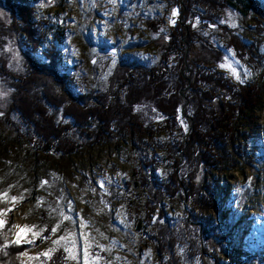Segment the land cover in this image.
<instances>
[{
  "label": "rangeland",
  "instance_id": "374dc122",
  "mask_svg": "<svg viewBox=\"0 0 264 264\" xmlns=\"http://www.w3.org/2000/svg\"><path fill=\"white\" fill-rule=\"evenodd\" d=\"M84 1L42 0L35 5V17L64 27L68 35L65 49L76 59H87L86 66L95 83L106 85L108 77L114 73V98L120 105L129 106L128 96L136 95L139 88L127 82V66L118 61V56L133 54L142 59L153 56L160 61L169 39L168 29L173 21L170 18H177L179 11L171 8L166 0H88L87 7ZM173 10H176L175 16ZM0 21L11 30L15 24H21L1 0ZM202 24L195 20L193 28L202 37H208L216 49L214 40L221 44L234 39L247 46L242 56L229 50L220 58L218 68L227 77L236 84L263 77L264 0H259L250 18L242 19L228 11L224 28L207 29ZM7 34L1 38L0 59H4L11 72L19 75L24 73L20 33ZM205 45L197 44L199 52L203 53ZM5 83L0 79V142L3 144L0 153V230H6L7 244H24L33 242L47 228L51 229L50 239L27 252L24 260L34 264L33 259L39 255L46 257L61 248L67 254V264H155L156 240L149 237L141 240L133 227L136 211L144 216L153 207L149 213L153 224L152 229L149 228L151 236L167 243L174 241L182 264H203L201 258L189 257L188 241L196 232H203L198 223L200 217L208 215L216 224L218 214L214 210L208 214L199 211L198 199L204 198L199 194L176 201L161 195L155 205L154 193L143 189L137 178L141 172L146 174L141 161L150 146L138 147L124 137V141L84 148L70 159H62L54 153L33 155L34 150L24 139L17 137L8 123H18V120L9 112L12 91ZM147 84L143 85L144 92L139 91L136 95L141 97L133 110L144 124L156 129L153 141L166 140L174 131L162 113L171 111L174 90L169 96L165 92L172 87L167 84L158 87ZM179 93L183 97L182 92ZM179 123L186 132V120ZM242 132L250 137L248 144L253 156L240 151L234 169L225 176L216 174L221 181L226 215L233 216L234 220L241 218L239 227L244 240L254 236L263 244L264 109L253 121H246ZM187 171L190 174L192 170ZM30 173L36 176L35 193L33 200L26 201L32 188ZM207 176L204 169L198 170L194 180L197 192ZM191 207L194 210L190 211Z\"/></svg>",
  "mask_w": 264,
  "mask_h": 264
},
{
  "label": "trees",
  "instance_id": "16d2710c",
  "mask_svg": "<svg viewBox=\"0 0 264 264\" xmlns=\"http://www.w3.org/2000/svg\"><path fill=\"white\" fill-rule=\"evenodd\" d=\"M1 1L21 26L15 24L17 27L11 30L0 21V47L2 37L18 31L24 57V73L19 75L11 72L4 59H0V79L12 91L9 112L17 117L18 123L7 121L17 137L34 150L33 155L54 153L70 159L84 148L124 141V137L138 147L150 146L141 161L146 174L141 172L137 178L143 189L154 193L153 203L156 205L161 195L176 201L199 194L204 197L198 199L199 211L208 214L214 210L218 214L216 224L208 215L196 221L203 232H196L189 239V257L201 258L203 264H264V243L260 244L254 236L244 240L239 227L241 218L234 220L233 216L226 215L221 181L216 174L225 176L234 169L240 151L253 156L248 144L250 137L245 136L242 127L264 109V75L259 80L236 84L219 70L218 64L225 51L233 50L242 56L247 46L234 39L219 44L211 38L218 46L217 51L208 37H202L193 28L195 20H200L207 29L224 28L228 11L242 19L250 18L259 0H166L179 14L177 18H170L175 23L168 29L169 39L160 61L153 56L148 59L133 54L118 56V61L127 66V82L138 87V93L144 92L143 85L147 83L154 87L167 84L172 87L165 92L169 96L174 90L171 111L162 113L174 134L161 141H153L156 129L144 124L133 110L139 104L138 93L128 96L129 106L117 103L112 90L115 74H110L106 85L95 83L86 66L87 59H76L65 49L68 35L64 27L35 17V5L42 0ZM87 3L85 0V7ZM199 43L207 44L203 53L197 48ZM180 120H186V132ZM2 148L0 142V153ZM200 168L208 176L197 192L194 180ZM187 169L192 170L190 174ZM30 176L32 188L26 201L33 200L35 193L36 176L33 173ZM149 213L142 216L136 211L133 227L141 240L145 237L156 240L155 264H182L174 241L167 243L151 236L149 228L153 224ZM5 231L0 230V264H30L24 255L42 246L51 236V229L47 228L31 243L7 244ZM33 262L67 264L68 260L65 251L57 248L46 257L39 255Z\"/></svg>",
  "mask_w": 264,
  "mask_h": 264
},
{
  "label": "snow or ice",
  "instance_id": "6c2138e0",
  "mask_svg": "<svg viewBox=\"0 0 264 264\" xmlns=\"http://www.w3.org/2000/svg\"><path fill=\"white\" fill-rule=\"evenodd\" d=\"M177 13H176V10H173L172 12V15L175 16ZM172 23H175V21L173 20ZM224 65H221V67H223ZM237 79H239V76H237ZM2 223V222H0ZM53 231H55V229H53Z\"/></svg>",
  "mask_w": 264,
  "mask_h": 264
}]
</instances>
